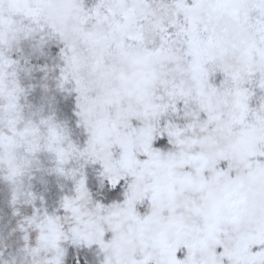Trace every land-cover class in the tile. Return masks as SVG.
<instances>
[{
    "label": "snow or ice",
    "instance_id": "snow-or-ice-1",
    "mask_svg": "<svg viewBox=\"0 0 264 264\" xmlns=\"http://www.w3.org/2000/svg\"><path fill=\"white\" fill-rule=\"evenodd\" d=\"M0 264H264V0H0Z\"/></svg>",
    "mask_w": 264,
    "mask_h": 264
}]
</instances>
